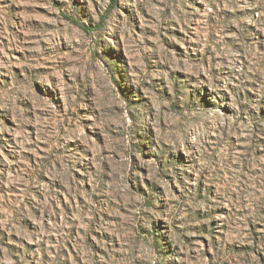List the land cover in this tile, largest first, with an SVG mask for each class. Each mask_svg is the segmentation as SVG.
I'll list each match as a JSON object with an SVG mask.
<instances>
[{
	"label": "rangeland",
	"instance_id": "rangeland-1",
	"mask_svg": "<svg viewBox=\"0 0 264 264\" xmlns=\"http://www.w3.org/2000/svg\"><path fill=\"white\" fill-rule=\"evenodd\" d=\"M0 264H264V0H0Z\"/></svg>",
	"mask_w": 264,
	"mask_h": 264
}]
</instances>
